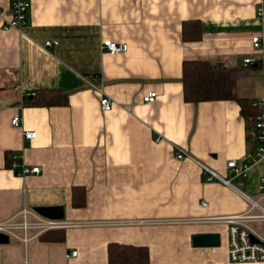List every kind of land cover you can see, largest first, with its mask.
I'll use <instances>...</instances> for the list:
<instances>
[{
	"label": "crops",
	"instance_id": "crops-1",
	"mask_svg": "<svg viewBox=\"0 0 264 264\" xmlns=\"http://www.w3.org/2000/svg\"><path fill=\"white\" fill-rule=\"evenodd\" d=\"M11 1L0 0L7 17ZM30 1L20 29L2 28L0 17V221L25 206L63 205L70 224L63 240H47L34 223L23 241L15 217L19 237L0 245V264H109L113 242L147 246L149 264H244L230 261L229 227L215 218L249 204L209 181L201 164L226 176L228 160L254 149L250 126L234 99L186 101L183 64L199 59L237 69L235 93L264 98V40L260 50L252 46L262 29L258 0ZM194 20L202 38L186 40L184 22ZM108 39L128 50L103 51ZM49 88L67 93L68 102L26 104L25 93ZM152 91L156 100L145 102ZM103 96L113 100L109 111ZM27 130L36 138L26 139ZM177 148L192 157L178 159ZM13 155L40 172L16 174ZM261 176L264 162L245 179L249 194H258ZM82 186L86 204L75 207L73 190ZM215 232L220 246L192 243L195 234Z\"/></svg>",
	"mask_w": 264,
	"mask_h": 264
},
{
	"label": "built area",
	"instance_id": "built-area-1",
	"mask_svg": "<svg viewBox=\"0 0 264 264\" xmlns=\"http://www.w3.org/2000/svg\"><path fill=\"white\" fill-rule=\"evenodd\" d=\"M31 1L30 0H12L10 6V17H7L4 13V9L0 8V17L3 19L2 28L9 29H20L25 24L30 15ZM256 16L261 20L262 29L259 33L255 34L252 38L253 48L260 50L262 42L264 40V0H258ZM54 43L48 41L46 46H51ZM103 51H108L112 54H120L128 50V44L121 42L118 43L113 40L103 41L101 45ZM264 64V56L262 57ZM245 63L254 65L255 59L246 58ZM33 95V93H25V96ZM157 92L152 91L144 96L145 102H153L156 100ZM101 105L105 111H109L113 107V100L109 97H101ZM253 106L259 109L255 125V138L256 143L254 149L250 154L242 159H230L227 162L228 174L226 176L221 175L218 171L212 170L201 164L202 167L209 173V181L218 180L227 187H231L241 197H244L249 204V208L244 213L223 216L215 218V220L224 222L229 227V248L228 256L233 263H264V234L258 233L255 228L251 225L256 224L264 227V176L259 178V192L257 195H251L246 191L245 179L252 169L253 166L259 162H264V98L256 99L253 102ZM12 124L19 126L21 124V117L15 116L12 119ZM25 138L28 140L35 139L37 131L27 130ZM176 155L178 159H184L185 157H192L186 153L185 150L177 148ZM10 166L20 176H26L28 174H37L40 172V166H28L22 163L18 156L13 155L10 157ZM204 206H207V202H203ZM15 217L21 218V229L24 233L22 237L23 241H28L31 237L29 236V229H31L34 223L40 225V233L53 229H65L70 224L65 222L64 219H49L42 216L35 209L23 207L9 220L0 221V232L7 233L14 237H19L14 231L13 220ZM214 220V219H213ZM214 220V221H215ZM251 236H254L257 241H253ZM77 250L71 251L67 254V257L76 256Z\"/></svg>",
	"mask_w": 264,
	"mask_h": 264
},
{
	"label": "trees",
	"instance_id": "trees-1",
	"mask_svg": "<svg viewBox=\"0 0 264 264\" xmlns=\"http://www.w3.org/2000/svg\"><path fill=\"white\" fill-rule=\"evenodd\" d=\"M184 37L186 40L195 41L202 37V23L199 20L184 22ZM184 67V96L188 102H201L211 100H236L242 114L250 126L249 140L255 146V125L259 109L253 106V100L239 97L235 93L236 78L241 74L237 69H231L226 65L213 64L207 61L195 59L187 60ZM26 104L29 105H65L68 102L67 93L56 88L36 89L32 98L27 97ZM86 188L75 187L72 202L75 207L86 204ZM47 240H63L65 238L63 229L45 231L42 235ZM109 264H149L151 261L149 248L147 246H136L132 244H121L113 242L109 247Z\"/></svg>",
	"mask_w": 264,
	"mask_h": 264
},
{
	"label": "water",
	"instance_id": "water-1",
	"mask_svg": "<svg viewBox=\"0 0 264 264\" xmlns=\"http://www.w3.org/2000/svg\"><path fill=\"white\" fill-rule=\"evenodd\" d=\"M32 98V95L29 96ZM42 216L49 219H65V207L63 205H53V206H38L35 208ZM253 241H257L254 236H251ZM192 243L195 247H215L221 245V234L215 233H200L195 234L192 237ZM11 241V236L7 233L0 232V245L9 244Z\"/></svg>",
	"mask_w": 264,
	"mask_h": 264
},
{
	"label": "rangeland",
	"instance_id": "rangeland-1",
	"mask_svg": "<svg viewBox=\"0 0 264 264\" xmlns=\"http://www.w3.org/2000/svg\"><path fill=\"white\" fill-rule=\"evenodd\" d=\"M228 242H230V241H229V234H228Z\"/></svg>",
	"mask_w": 264,
	"mask_h": 264
}]
</instances>
